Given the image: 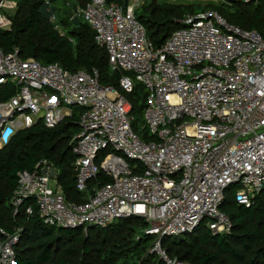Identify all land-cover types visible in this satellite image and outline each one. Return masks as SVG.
Listing matches in <instances>:
<instances>
[{
  "label": "built area",
  "instance_id": "built-area-1",
  "mask_svg": "<svg viewBox=\"0 0 264 264\" xmlns=\"http://www.w3.org/2000/svg\"><path fill=\"white\" fill-rule=\"evenodd\" d=\"M0 0V29L10 31ZM55 0H43L61 36L66 29ZM69 22L82 20L107 51L119 73L118 87L102 86L99 71L71 72L42 64L18 49H0V87L14 84L15 95L0 101V149L17 132L40 121L56 129L83 110L72 140L77 189L83 203H71L47 161L20 173L12 199L14 214L37 213L46 226L105 229L139 218L144 234L155 238L152 251L168 264L163 238L194 233L205 225L229 234L232 221L222 211L230 189L239 205L250 206L264 189V35L230 24L210 9L187 15L183 27L157 47L137 19L140 4L124 8L108 0H60ZM252 1V0H248ZM145 87L144 122L150 141L134 130L128 95ZM108 178L109 181H104ZM55 181L54 186L51 182ZM0 242V264L16 263L20 233Z\"/></svg>",
  "mask_w": 264,
  "mask_h": 264
},
{
  "label": "trees",
  "instance_id": "trees-1",
  "mask_svg": "<svg viewBox=\"0 0 264 264\" xmlns=\"http://www.w3.org/2000/svg\"><path fill=\"white\" fill-rule=\"evenodd\" d=\"M19 10L12 19V29H0V49L11 53L18 49L25 59L34 58L42 64H59L71 72L99 71L102 86L118 87L120 74L111 70L107 51L101 48L96 33L82 20L69 22L66 16L70 10L59 0L62 24L67 31L65 37L56 31L50 22V16L43 11V0H13ZM131 0H108L124 8ZM60 2V3H59ZM254 8H236L229 11L228 7L210 6L205 8L187 4H163L153 1L143 6L144 13H137V19L145 26L148 37L157 47L177 29L183 27L187 15H197L210 9L218 11L230 24L248 31H257L264 35V0H252L245 5ZM45 10V8H44ZM75 23V24H73ZM14 84L0 87V101H7L16 93ZM133 105L135 117L134 130L145 141H150L144 122L145 87L138 84L134 93L127 96ZM83 110L73 107V116L66 118L56 129H48L40 121L32 128L21 129L10 144L0 149V242L5 235L14 234L13 226L19 228V242L16 245L15 264H70L72 257L85 256L90 253L86 239H82L83 230L50 227L43 224L37 213L33 216L25 214V207L33 204L31 200L24 203L19 214H14L12 199L17 189L20 173L34 171L43 161H47L58 170L56 182L64 191L71 203H83L87 195L77 189L76 172L73 162L72 140L80 131L79 119ZM142 117L143 122L137 119ZM138 122L142 123L138 127ZM104 181H109L105 178ZM235 189L227 192L222 211L232 221L229 234H213L205 225L194 233L176 238H163L166 252L175 250L178 254L185 252V259L193 264H238L245 260L248 253L253 254L246 264H264V189L257 195L252 204L239 205L235 200ZM130 223L144 230L147 224L139 218L122 219L112 226L100 229H89L91 237L109 242L112 236H119ZM132 229V228H131ZM5 234V235H4ZM141 249L153 248L155 238L142 233ZM76 245V248L68 247ZM189 256V257H188ZM190 258V259H189ZM70 261V262H69ZM147 264H166L156 253H148ZM108 260L105 264H116Z\"/></svg>",
  "mask_w": 264,
  "mask_h": 264
},
{
  "label": "rangeland",
  "instance_id": "rangeland-1",
  "mask_svg": "<svg viewBox=\"0 0 264 264\" xmlns=\"http://www.w3.org/2000/svg\"><path fill=\"white\" fill-rule=\"evenodd\" d=\"M60 1V0H59ZM153 1H156L160 5L163 4H187V5H194L195 7L205 8L210 6H219V7H228L229 11H234L236 8L247 9L248 5L251 3V1L248 0H139V7L136 9L137 13H144L143 12V6L149 5ZM9 2L14 3L13 0H10ZM61 3H64L60 1ZM59 2V3H60ZM137 3V0H131L130 5H135ZM58 5V3L56 4ZM18 6L16 5L13 9H5L4 14H6L12 21L17 16L18 13ZM70 12H73L72 9H69ZM43 11L45 12L46 10ZM248 11L252 12L254 11V8H248ZM75 24V23H73ZM99 45V44H98ZM100 46V45H99ZM101 47V46H100ZM102 48V47H101ZM140 122H143L142 117H137ZM138 122V127L142 125V123ZM52 186H54L55 181L51 182ZM87 195V193L85 194ZM132 228V229H131ZM141 227L136 225L135 223H130L127 229L124 230L123 233H121L119 236H112L111 240L109 242L101 241L100 239L96 237H91L89 232L82 234V239H86L87 244L86 246L90 248V253L88 255H85L83 257L76 256L71 258L70 264H105V262L108 260L111 261H117L116 264H147L145 261V257L148 253H156L152 251V249H141V243L142 241V233L143 230H140ZM19 228L16 226H13L14 231H18ZM162 250L166 253V257L168 260H171L172 262H177L178 264H193L192 260H183L185 257V252L181 250L180 253H176L175 250L169 252V254L166 252L165 248L163 247V244H161ZM68 247L76 248V245H69ZM157 254V253H156ZM189 257V256H188ZM253 257V254L248 253L245 257V260L238 264H246L247 261ZM163 259V258H162ZM190 259V258H189ZM166 264L167 261L163 259ZM229 261H225L224 264H228Z\"/></svg>",
  "mask_w": 264,
  "mask_h": 264
},
{
  "label": "water",
  "instance_id": "water-1",
  "mask_svg": "<svg viewBox=\"0 0 264 264\" xmlns=\"http://www.w3.org/2000/svg\"><path fill=\"white\" fill-rule=\"evenodd\" d=\"M44 174L47 175L51 180H56L58 176V170L52 169L48 174L47 170H44Z\"/></svg>",
  "mask_w": 264,
  "mask_h": 264
},
{
  "label": "bare ground",
  "instance_id": "bare-ground-1",
  "mask_svg": "<svg viewBox=\"0 0 264 264\" xmlns=\"http://www.w3.org/2000/svg\"><path fill=\"white\" fill-rule=\"evenodd\" d=\"M139 3V0H137V3L136 4H138Z\"/></svg>",
  "mask_w": 264,
  "mask_h": 264
},
{
  "label": "crops",
  "instance_id": "crops-1",
  "mask_svg": "<svg viewBox=\"0 0 264 264\" xmlns=\"http://www.w3.org/2000/svg\"><path fill=\"white\" fill-rule=\"evenodd\" d=\"M78 1V0H77ZM79 1H82V0H79Z\"/></svg>",
  "mask_w": 264,
  "mask_h": 264
}]
</instances>
